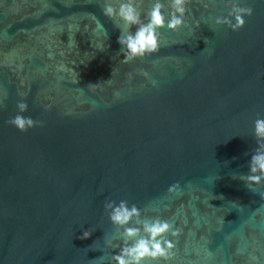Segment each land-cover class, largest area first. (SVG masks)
Segmentation results:
<instances>
[{
	"label": "water",
	"instance_id": "95a60500",
	"mask_svg": "<svg viewBox=\"0 0 264 264\" xmlns=\"http://www.w3.org/2000/svg\"><path fill=\"white\" fill-rule=\"evenodd\" d=\"M109 2L0 0V264H112L104 205L121 200L179 230L167 264H264V183L233 179L264 118V0H238V31L215 24L228 0H190L132 61ZM20 101L25 132L8 123Z\"/></svg>",
	"mask_w": 264,
	"mask_h": 264
},
{
	"label": "clouds",
	"instance_id": "9594fccd",
	"mask_svg": "<svg viewBox=\"0 0 264 264\" xmlns=\"http://www.w3.org/2000/svg\"><path fill=\"white\" fill-rule=\"evenodd\" d=\"M139 2L140 0H115V3H105L102 9L107 18L119 22L116 24L119 31L117 43L120 46L119 54L123 55L125 61L144 58L157 52L158 31L165 27L170 31L179 30L183 26L190 0H168L171 12L167 17L161 0H153L146 12L140 10ZM227 7L230 9L227 16L217 17L215 24L227 26L232 31L243 28L244 17L253 13L251 7L240 6L238 0H228ZM16 107L18 112L8 123L21 132L34 127L37 122L30 116L23 115L28 110V104L20 101ZM253 137L256 147L249 162V173L233 175V179L243 181L246 187L264 183V118L254 121ZM168 191L179 195L180 186L175 184ZM104 209L111 224L122 230L120 238L123 244L119 246V253L111 256L112 264H159L160 261L167 264L173 258L174 244L167 236L171 234L176 237L179 230H174V225L167 220L158 216L142 218L140 210L134 204L129 207L125 200L118 204L116 201H108ZM90 237L91 232L83 230L79 239L87 240Z\"/></svg>",
	"mask_w": 264,
	"mask_h": 264
}]
</instances>
